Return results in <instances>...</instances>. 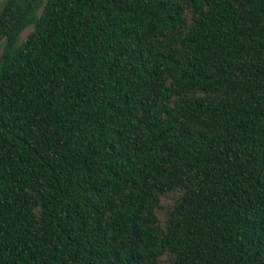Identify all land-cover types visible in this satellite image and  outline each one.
Wrapping results in <instances>:
<instances>
[{
	"label": "trees",
	"instance_id": "16d2710c",
	"mask_svg": "<svg viewBox=\"0 0 264 264\" xmlns=\"http://www.w3.org/2000/svg\"><path fill=\"white\" fill-rule=\"evenodd\" d=\"M0 264H264V0H0Z\"/></svg>",
	"mask_w": 264,
	"mask_h": 264
},
{
	"label": "rangeland",
	"instance_id": "374dc122",
	"mask_svg": "<svg viewBox=\"0 0 264 264\" xmlns=\"http://www.w3.org/2000/svg\"><path fill=\"white\" fill-rule=\"evenodd\" d=\"M29 31V29H26V30H24L22 33H21V38H24L25 37V35H26V33ZM168 202H169V200L168 199H163L162 200V206L163 207H166V205L168 204Z\"/></svg>",
	"mask_w": 264,
	"mask_h": 264
}]
</instances>
